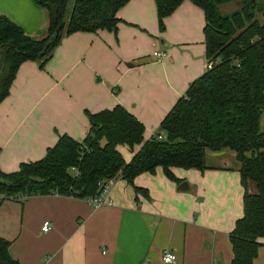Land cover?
Listing matches in <instances>:
<instances>
[{"label":"crops","instance_id":"obj_1","mask_svg":"<svg viewBox=\"0 0 264 264\" xmlns=\"http://www.w3.org/2000/svg\"><path fill=\"white\" fill-rule=\"evenodd\" d=\"M0 16L35 38L48 25L46 10L34 0H0ZM116 18L115 33L65 36L43 69L33 61L19 66L0 102L2 172L39 161L59 135L82 141L89 127L85 112L117 105L143 125L146 141L207 70L204 15L189 0L164 19L163 32L154 0H130ZM155 51L164 54L160 61ZM139 148L117 146L125 162ZM206 165L203 172L172 169L174 180L160 168L138 175L132 185L117 179L111 206L93 208L58 195L7 201L0 206V238L10 242L18 264H164L165 251L176 256L172 264H230L229 235L243 216L238 164L224 150L207 153ZM247 191L254 194L255 185ZM44 222L47 232L41 231ZM254 264H264V239Z\"/></svg>","mask_w":264,"mask_h":264},{"label":"trees","instance_id":"obj_2","mask_svg":"<svg viewBox=\"0 0 264 264\" xmlns=\"http://www.w3.org/2000/svg\"><path fill=\"white\" fill-rule=\"evenodd\" d=\"M130 0H34L44 8L48 25L41 38L26 35L0 16V102L9 94L19 66L38 62L41 69L65 36L77 32L115 33L116 14ZM185 0H154L158 30ZM204 15L205 59L210 68L194 80L167 113L158 133L144 141L143 125L122 106L95 114L85 112L88 131L78 142L59 135L42 159L20 164L13 173L0 170V194L58 195L85 200L99 192L98 183L117 178L132 185L143 173L160 168L208 169L207 153H234L243 188V216L229 235L230 264H254L264 239V0H189ZM238 1L239 9L221 15L218 8ZM162 136V139H158ZM140 146L125 162L117 146ZM74 171H73V170ZM253 183L256 192L247 191ZM140 192V189H135ZM22 203V202H21ZM10 242L0 238V264H18Z\"/></svg>","mask_w":264,"mask_h":264},{"label":"built area","instance_id":"obj_3","mask_svg":"<svg viewBox=\"0 0 264 264\" xmlns=\"http://www.w3.org/2000/svg\"><path fill=\"white\" fill-rule=\"evenodd\" d=\"M152 56L157 61H160L164 57V54L160 53L158 51H155V52H153ZM210 66L211 65L208 64L207 68H210ZM157 138L162 139V136H158ZM116 180H117V178H106V179L101 180L98 183L99 192L95 196H92V197L85 199L87 201V203L89 205H91L93 208H99L102 206H111L112 203L109 200L108 196H109L110 190L113 187ZM27 199L28 198L23 194H16L14 196H6L4 194H0V206L7 201L24 202ZM49 226H50L49 222H44L42 227H41V231L47 232ZM175 261H176V256L174 255V253L169 252V251H165L163 253L162 262L164 264H172Z\"/></svg>","mask_w":264,"mask_h":264},{"label":"rangeland","instance_id":"obj_4","mask_svg":"<svg viewBox=\"0 0 264 264\" xmlns=\"http://www.w3.org/2000/svg\"><path fill=\"white\" fill-rule=\"evenodd\" d=\"M72 0H70L69 2V5H68V9L71 8V4H72ZM240 7V4L238 3V1H233L229 4H226L224 5L223 7H219L218 8V12L221 14V15H228L234 11H236L237 9H239Z\"/></svg>","mask_w":264,"mask_h":264},{"label":"water","instance_id":"obj_5","mask_svg":"<svg viewBox=\"0 0 264 264\" xmlns=\"http://www.w3.org/2000/svg\"><path fill=\"white\" fill-rule=\"evenodd\" d=\"M187 187V184L185 182L181 183L178 187V190L185 191V188Z\"/></svg>","mask_w":264,"mask_h":264}]
</instances>
